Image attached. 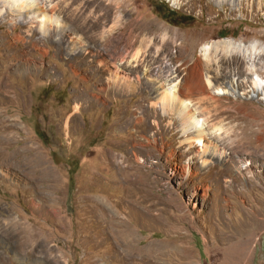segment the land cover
Listing matches in <instances>:
<instances>
[{
	"label": "rangeland",
	"instance_id": "374dc122",
	"mask_svg": "<svg viewBox=\"0 0 264 264\" xmlns=\"http://www.w3.org/2000/svg\"><path fill=\"white\" fill-rule=\"evenodd\" d=\"M42 1L61 38L0 17V264H264V149L230 119L264 137V3ZM172 85L201 143L160 109Z\"/></svg>",
	"mask_w": 264,
	"mask_h": 264
},
{
	"label": "bare ground",
	"instance_id": "6f19581e",
	"mask_svg": "<svg viewBox=\"0 0 264 264\" xmlns=\"http://www.w3.org/2000/svg\"><path fill=\"white\" fill-rule=\"evenodd\" d=\"M74 1L75 0H73V2ZM76 1H78V0H76ZM242 1H247V2H251L252 4H256L259 9H260L261 5H263L262 3H264V0H216L217 4L219 6L227 5L232 10L239 8V6L242 4ZM46 3L44 4V2L42 0H0V17H4L9 12L14 17L13 20L15 22H19V21L26 22V23L36 22L39 24L40 31L42 33H46V30H49L48 27L52 26L58 32L56 35V38H61L62 35H64L65 27L62 25L59 16H56V17L53 16L55 14L54 13L55 9H53L54 5L51 7L49 4L47 5ZM87 3L88 2H85V4H87ZM114 25H116V24L114 23ZM56 38H55V40H56ZM221 43L224 44L223 49H224L225 54H232L233 50H237L238 52H243L239 46L236 47L237 45H235V43H233L232 40L226 39ZM210 50L211 49H208L207 47H205L204 51L207 54V53H209ZM215 50H216V47L212 49V51H215ZM253 50L255 52V49H253ZM244 52H246V51H244ZM249 52H250V49H249ZM241 54H245V53H241ZM252 82H253V86H254L253 91L259 92L260 87L263 84V82L261 80H252ZM227 93L228 92H226V91H224L222 93L218 92V94H221L222 97H226L225 94H227ZM159 94L161 96L160 101H159L160 109L167 114L170 112L174 113L176 118L179 120V125L181 127L182 133L186 136L191 135L192 137L189 138V140L197 141V142L201 143L203 131L199 130V131H195L194 133L191 131V129L193 127H196L199 124V122L195 120L194 114L191 115V112L189 111V107L187 106V102H185L186 100L179 97L180 94H182L181 95L182 97H184V95L186 96V94H184L183 91L180 92L177 85H172V86H170V89L162 90ZM258 95H259V93L256 96L257 100H258ZM207 101H208L207 98H201V101H199V104L200 105L202 103L204 104ZM235 101L238 102L239 98H237ZM228 103L229 102H218L219 105H217V107L214 108L215 109L214 116L219 117L220 115H225L227 113H230V110H234L233 108L236 106V104L239 106H242V105H246V103H251V102L243 99L242 101L235 103L232 107L227 106L226 104H228ZM222 106H225V109H221ZM253 109H254L253 107H248V108H245V109L240 111V110H238V107H237L236 110H234L236 115L234 117L230 118L231 121L236 120V121L240 122V124L238 125V127L241 129L240 138L235 141V144H236L235 149L238 148L239 151H240V149L244 150V149L250 148V149L257 150L260 152L264 149V147H263L264 145H262V144H264V139H263L264 137L259 135V133L261 131L260 127L262 124L260 123L258 116H257V118H254L255 116L254 117L251 116V115H254ZM204 112H207V111L205 109H203L202 113H204ZM206 117H208V116H206ZM208 118H206V119H208ZM255 126H258V128L255 129L254 128ZM237 137L238 136L235 135V139ZM256 141L260 142V143L257 146H254ZM121 245L119 244V246H121Z\"/></svg>",
	"mask_w": 264,
	"mask_h": 264
},
{
	"label": "trees",
	"instance_id": "16d2710c",
	"mask_svg": "<svg viewBox=\"0 0 264 264\" xmlns=\"http://www.w3.org/2000/svg\"><path fill=\"white\" fill-rule=\"evenodd\" d=\"M159 13H161V11H158ZM179 21L181 22V23H187V18L185 17V18H179Z\"/></svg>",
	"mask_w": 264,
	"mask_h": 264
}]
</instances>
